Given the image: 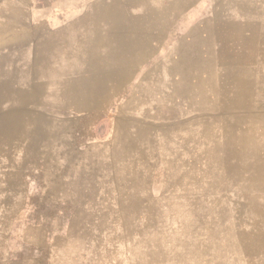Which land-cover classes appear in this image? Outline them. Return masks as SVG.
Listing matches in <instances>:
<instances>
[{"label": "rangeland", "instance_id": "1", "mask_svg": "<svg viewBox=\"0 0 264 264\" xmlns=\"http://www.w3.org/2000/svg\"><path fill=\"white\" fill-rule=\"evenodd\" d=\"M0 264H264V0H0Z\"/></svg>", "mask_w": 264, "mask_h": 264}]
</instances>
